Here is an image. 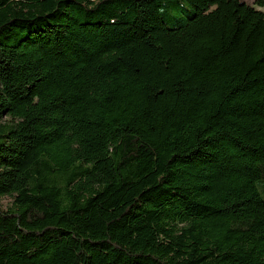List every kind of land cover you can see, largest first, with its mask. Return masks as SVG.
I'll list each match as a JSON object with an SVG mask.
<instances>
[{"label": "trees", "instance_id": "1", "mask_svg": "<svg viewBox=\"0 0 264 264\" xmlns=\"http://www.w3.org/2000/svg\"><path fill=\"white\" fill-rule=\"evenodd\" d=\"M261 8L0 0V264H264Z\"/></svg>", "mask_w": 264, "mask_h": 264}, {"label": "rangeland", "instance_id": "2", "mask_svg": "<svg viewBox=\"0 0 264 264\" xmlns=\"http://www.w3.org/2000/svg\"><path fill=\"white\" fill-rule=\"evenodd\" d=\"M246 1H248L249 3L252 4L254 0H246ZM182 5H183V7L188 8L187 5H185V4H182ZM183 7L180 8V9H178V10L176 11L177 14H184V13H185V10L183 9ZM254 7H255L256 9H259L257 6H254ZM260 10L264 12V8H263V9L261 8ZM11 202H12V199H10V198H3V199H1V205H2L3 208L9 206V205L11 204Z\"/></svg>", "mask_w": 264, "mask_h": 264}]
</instances>
